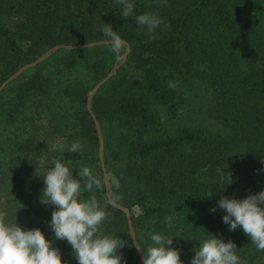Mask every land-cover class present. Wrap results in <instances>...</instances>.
Instances as JSON below:
<instances>
[{"label": "trees", "instance_id": "1", "mask_svg": "<svg viewBox=\"0 0 264 264\" xmlns=\"http://www.w3.org/2000/svg\"><path fill=\"white\" fill-rule=\"evenodd\" d=\"M134 4V15L125 18L115 0H0V66L4 61L6 66L0 85L54 45L106 40L105 23L131 45L121 65L125 45L119 56L110 45L60 50L50 60L61 75L71 68L80 72L77 64L83 62L91 80L74 79L50 90L39 77L22 85L26 135L11 168L20 182L17 209L24 211L16 216L10 211L15 205L4 188L7 163H0V210L13 216L10 223L40 228L67 259L71 245L54 239L48 224L55 206L40 200L43 175L53 159H60L83 182L77 167L88 166L102 181L92 194L111 214L101 232L124 240L118 252L127 264H141L126 214L108 200L99 137L87 109L88 91L120 65L95 95L93 110L104 134L113 200L132 211L143 250L152 244L151 234L161 232L173 236L171 247L188 264L214 234L235 243L241 264H264V251H257L242 229L229 231L224 212L210 211L222 196L239 199L264 190V0ZM146 12L163 20L153 33L135 22V15ZM53 96L68 99L71 107L57 112L55 126L41 130L40 106ZM60 140L66 145L79 140L84 149L51 151ZM166 216L174 217L171 227Z\"/></svg>", "mask_w": 264, "mask_h": 264}, {"label": "clouds", "instance_id": "2", "mask_svg": "<svg viewBox=\"0 0 264 264\" xmlns=\"http://www.w3.org/2000/svg\"><path fill=\"white\" fill-rule=\"evenodd\" d=\"M166 2V0H162ZM120 6L123 17L134 15V0H115ZM135 22L148 33H153L162 23V18L154 12L135 15ZM103 35L109 41V51L119 56L124 42L113 29L105 23ZM169 82V87L175 88ZM84 145L75 140L66 145L63 140L51 144V151L78 153ZM264 162V161H262ZM80 179L73 176V169L60 159H53L43 175L44 188L40 200L54 205L51 220L48 222L54 239L66 240L73 249L77 264H127L123 252L125 242L116 235H105L101 227L110 218L106 205H101L93 193L101 187L102 181L88 166L77 167ZM115 188L119 182L114 180ZM88 193L85 197L83 194ZM213 191L206 196L211 197ZM222 210V222L229 231L238 228L250 237L257 251H264V190L252 193L244 198L222 196L210 211ZM174 217L166 216L165 224L172 226ZM150 239L152 244L145 250L143 264H185L180 251L173 244V236L154 232ZM140 244V243H139ZM237 246L231 240L225 242L217 235L203 240L188 264H241L236 252ZM0 264H68L62 260L61 251L53 247L52 240L47 239L40 228L24 229L8 222V213L0 210Z\"/></svg>", "mask_w": 264, "mask_h": 264}, {"label": "rangeland", "instance_id": "3", "mask_svg": "<svg viewBox=\"0 0 264 264\" xmlns=\"http://www.w3.org/2000/svg\"><path fill=\"white\" fill-rule=\"evenodd\" d=\"M59 52L60 51L56 53ZM55 54H53L51 57H53ZM50 58L37 65L39 68L36 66L26 71L17 79L9 83L0 93V163H7L9 165L8 167L4 168V170L7 171V177L6 182L4 184V188L8 192H10V194L8 195V199L10 201L12 200L11 204L13 203L15 205L13 208L10 209V211L15 216L20 215L24 211V209L22 210L23 206L20 210L17 209L18 204H16V202L20 193V182L16 181L15 173L11 168V160H14L18 156V148L21 146L22 141L26 135V122L24 121L25 115L22 109L23 106L20 105L21 100L19 98L21 90L24 89L22 85L25 82H30L31 80L37 79L36 77H39L40 79H42L45 87L49 88L50 90L52 87H55L58 84L64 85L69 83L70 81H74V79L80 82H87L88 80H91L88 75V72L83 66V62H79L77 64V68L81 69L80 72L77 71L75 68H71L70 70L61 75L59 73V67L57 66V63L55 64V61L50 60ZM43 64L45 65L42 66ZM20 67L21 66H19L18 68ZM4 68H6L5 61L0 66V72H3ZM18 68H16V70ZM36 68H38L37 71ZM122 77H127V74L122 75ZM103 78H100L94 84V86ZM70 100L72 99L70 98ZM70 107L71 104L69 103L68 99L64 100L63 102H60L58 97L53 96L48 101H45L44 104L40 106V113H42L43 116L40 117L39 121L42 126L41 130H47L48 128L51 129L53 126H55V124L57 123V112L61 108L67 110ZM18 201L21 202L19 198ZM25 203L26 202L23 203L24 206ZM52 210H54V208H52ZM8 216V221L10 223V220L13 216L10 214ZM74 259L75 258L72 254L71 256H67V259L64 258L63 260L68 262ZM70 264L72 263L70 262Z\"/></svg>", "mask_w": 264, "mask_h": 264}, {"label": "water", "instance_id": "4", "mask_svg": "<svg viewBox=\"0 0 264 264\" xmlns=\"http://www.w3.org/2000/svg\"><path fill=\"white\" fill-rule=\"evenodd\" d=\"M122 41L124 42V45L126 46V50H125L124 54L122 55V61H121L120 65L123 64V62L128 58V55H129V53L131 51L130 43L127 42L124 39H122ZM108 42L109 41H107V40H96V41L82 43V44H57V45H54L51 48H49L48 50H46L44 53H42L34 61L22 65L13 74H11L0 85V92L3 91V89L9 83H11L15 79H17L19 76L24 74L26 71H28L29 69H31L33 67H36L37 65L41 64L42 62H44L45 60H47L53 54H55L56 52H58L60 50H76V49L93 48V47H97V46L109 45ZM120 65L114 66L113 70L110 73H108L91 90L88 91L87 109H88V111L90 112V114L93 117V120L95 122V127H96V130H97V133H98V137H99V154H100V160H101L103 173H104V181H105L106 187H107V189L109 191L108 192V200L113 206H115L116 208L122 210L126 214L131 241L134 244V246L136 247V249L138 250L139 255H140V259H141V264H143L144 250H143V248L141 247V245L138 242V238H137L135 227H134L132 211L127 206H123L120 203L115 202L113 200V197H112V185H111V181H110V177H109L107 168H106L105 163H104V148H105L104 134H103V130H102L101 124H100L99 120L97 119V117H96V115L94 113V110H93V100H94L95 95L98 93L100 88L116 74V72H117V70H118Z\"/></svg>", "mask_w": 264, "mask_h": 264}]
</instances>
